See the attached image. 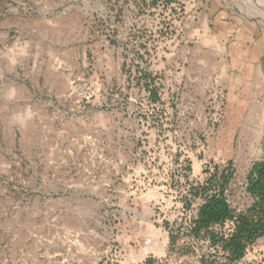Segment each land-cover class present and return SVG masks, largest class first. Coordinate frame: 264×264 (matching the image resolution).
Listing matches in <instances>:
<instances>
[{
	"label": "rangeland",
	"instance_id": "1",
	"mask_svg": "<svg viewBox=\"0 0 264 264\" xmlns=\"http://www.w3.org/2000/svg\"><path fill=\"white\" fill-rule=\"evenodd\" d=\"M215 1L264 23V0ZM208 3L0 0V264H264V236L231 262L226 239L189 237L143 191L146 172L161 187L162 146L199 173L219 120Z\"/></svg>",
	"mask_w": 264,
	"mask_h": 264
},
{
	"label": "crops",
	"instance_id": "2",
	"mask_svg": "<svg viewBox=\"0 0 264 264\" xmlns=\"http://www.w3.org/2000/svg\"><path fill=\"white\" fill-rule=\"evenodd\" d=\"M210 2L208 27L221 46L216 57L222 70L215 71L220 80L219 120L213 125L199 164L210 163L216 174L201 176L200 184L210 186L218 180L222 198L234 217H239L254 207L264 208L261 191H251L264 185V23L237 16L215 0ZM230 167L235 170L232 177ZM232 183L244 186L245 208L237 213L230 196Z\"/></svg>",
	"mask_w": 264,
	"mask_h": 264
},
{
	"label": "built area",
	"instance_id": "3",
	"mask_svg": "<svg viewBox=\"0 0 264 264\" xmlns=\"http://www.w3.org/2000/svg\"><path fill=\"white\" fill-rule=\"evenodd\" d=\"M177 154L178 151L176 147H173L171 150L167 146H162L161 161L158 162L155 172V175L158 176L161 171V179H156L153 183L154 185H161V187H154L151 189L148 186L152 183L148 177L150 172H146L143 180L146 179L148 185L143 189V191L145 190L146 194H148L151 192V190H154L153 193L157 195L158 198L153 203L155 215L156 212H158L161 217L164 215V218H167L170 215L172 222L184 221L189 229V237H194L201 209L212 197H222L223 192L219 181L215 180L216 182L218 181L217 189L210 191L205 195H198L196 197L190 196L189 192L192 191L190 190L192 189V186L198 185L202 182L203 178L201 176H204L205 174L208 176H215L216 169L210 163L203 162L201 165H199L201 166V170L199 173H197L195 171V162L193 159L189 157L190 162H188L185 160L187 159L185 157H181L179 159ZM192 154L200 164L204 157L199 160V156L205 154V148L203 147V149H200L199 151H196ZM177 185H188L184 194L179 191L178 187H171ZM237 224L238 217L235 216L232 219L213 224L209 230L221 236L222 240H228L236 232ZM167 234L176 235L175 231L172 230V227L168 229ZM206 243L210 244L214 248H219L217 245L211 242V240H206ZM145 244H153V239H147ZM147 259H149V257ZM147 259L142 261L141 264H145Z\"/></svg>",
	"mask_w": 264,
	"mask_h": 264
},
{
	"label": "trees",
	"instance_id": "4",
	"mask_svg": "<svg viewBox=\"0 0 264 264\" xmlns=\"http://www.w3.org/2000/svg\"><path fill=\"white\" fill-rule=\"evenodd\" d=\"M254 187H252L251 191L253 193L258 190L261 191L264 201V185ZM233 213L234 211L229 208L222 197H212L201 209L195 235L200 236L202 231L210 234L209 229L213 224L234 218ZM263 236L264 208L254 207L248 211L247 215L238 217L236 232L230 239L224 242L223 246L229 253L231 262H237L244 258L248 247L255 244ZM211 239H215L216 242L218 241L214 235H212Z\"/></svg>",
	"mask_w": 264,
	"mask_h": 264
},
{
	"label": "bare ground",
	"instance_id": "5",
	"mask_svg": "<svg viewBox=\"0 0 264 264\" xmlns=\"http://www.w3.org/2000/svg\"><path fill=\"white\" fill-rule=\"evenodd\" d=\"M156 245L157 244L154 245L153 250H155L157 248V250L161 252V247L160 246H156ZM163 249H164V247H163ZM150 250H151V248L141 251L140 258L144 259L147 256V254H148V252Z\"/></svg>",
	"mask_w": 264,
	"mask_h": 264
}]
</instances>
